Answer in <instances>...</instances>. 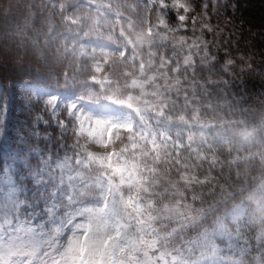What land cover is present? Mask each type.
<instances>
[{
	"label": "rangeland",
	"instance_id": "374dc122",
	"mask_svg": "<svg viewBox=\"0 0 264 264\" xmlns=\"http://www.w3.org/2000/svg\"><path fill=\"white\" fill-rule=\"evenodd\" d=\"M69 1L48 0V8L50 6L51 11L64 14L71 21L73 30L67 34V47L79 57L88 59L93 66L89 80L78 85V89L85 87L90 99L85 100L71 92H59L35 84L8 81L11 98L17 100L19 113L32 121V127L44 131L45 125L42 122L38 125L34 123L37 114L49 121V139H39L47 147L38 146L45 154H50L49 144L58 140L60 145L53 156L55 163L51 181L29 190L26 198V204L30 205L26 206L27 209L34 213L38 211L36 202H39V207H44L43 201L47 200L49 206L46 215L49 218L44 216L43 208L39 216L21 208L16 200L20 194V185L15 183L11 175V171L16 169L15 164H12L13 168L8 164L1 171L0 178L6 188L0 191V209L5 210L3 226L10 238H0V264H117L120 259L132 261L135 256H131L137 249L144 247L145 238L149 241L148 245H151L163 234L173 231L162 226H157L156 232L147 228L149 220L156 214L155 207L152 208L156 202L146 193L147 186L157 191L163 187L164 181V187L167 188H162V192H174L172 186L175 180L167 176L173 172L170 170L175 165L189 171L198 164L192 166L190 160L215 162L217 152L225 146L233 152L231 162L263 159L261 146L262 143L264 145V139L257 129L231 131L202 125L197 129L181 127L171 137L170 128L162 122L167 114L154 111L157 108L166 110L164 107L169 104L168 88L171 86L152 79L156 62L147 59L149 56L142 54L139 47L145 38L158 34L153 33L151 7L154 1L166 3L165 0H125L113 3L115 7L123 5V8L130 11L129 15H120L109 9L105 11L102 7L110 6L108 0ZM139 1L148 6H140ZM1 2L7 5L6 0H0V24L3 25L0 31L1 69L6 77H22L25 69H28L21 62L22 55L14 49L9 50L6 47L8 43L4 41L7 36L10 37V33L12 42L26 34L17 29L13 32L9 30L5 24L8 13L2 11ZM170 4L174 9V6L178 9L190 7L188 0H170ZM9 5L14 9V2ZM18 7L31 12L29 4L21 3ZM163 7L164 4L160 9ZM137 13H141V17L135 15L133 18V14ZM154 16L155 22L164 26L162 22L166 19L161 15V10L155 12ZM135 19L140 22L138 26ZM116 41L123 43L126 52ZM186 44L187 41L181 38L180 45ZM30 45L24 53L31 56L35 63L42 61L43 51L40 52L36 44ZM192 46L193 43H188L187 48ZM131 47L139 51L138 58H131ZM124 52L123 58L114 55ZM169 56L176 59L174 53L165 57ZM140 57H146L148 67L135 66ZM123 59L130 65L114 69L113 65H121ZM110 62L112 65H107ZM23 67L25 71H22ZM9 68L14 69L16 74L11 75ZM121 87L126 92H132L135 87L137 93L134 95L140 97L146 94V98L152 102L153 109L150 105L143 108L139 125L134 123L128 105L116 96L117 89ZM99 95L106 103H101ZM48 99L54 102L52 107L56 108L57 113L55 119L51 115L52 108L46 105ZM135 101L139 104L144 102L143 98ZM38 103L42 105V111L37 114L26 111L32 110L31 107ZM8 109L9 105L6 111H0V116H7ZM58 122L62 135L57 128ZM29 129L20 136L22 141ZM117 134L122 136L112 147H108L114 139L112 136ZM65 135L72 136L73 147H68ZM76 145L79 146L77 152ZM18 153L13 150L9 159L17 161L20 156ZM173 176L177 177V173L173 172ZM182 176H187V173L181 175V180ZM44 188L47 191L41 194ZM249 208L253 210L249 212ZM226 218L233 233L237 230L235 223L249 226L253 218H261L264 222V179L248 198L235 206L230 214H226ZM142 223H146L145 227ZM215 231L207 236L208 243L204 242L206 249L215 237L221 242H225L226 238L227 244L233 243L229 230L219 228ZM219 245L215 243L212 249L201 253L197 264H226L230 259L235 262V256L231 255L229 260L222 256ZM258 245L261 246L259 242ZM251 249L245 251L250 252ZM263 249L260 248L258 252L256 250V264L260 262L259 259L264 263ZM12 255L18 259L11 258Z\"/></svg>",
	"mask_w": 264,
	"mask_h": 264
},
{
	"label": "trees",
	"instance_id": "16d2710c",
	"mask_svg": "<svg viewBox=\"0 0 264 264\" xmlns=\"http://www.w3.org/2000/svg\"><path fill=\"white\" fill-rule=\"evenodd\" d=\"M165 1L166 3L154 1L151 7V25L153 33L158 34L145 38L140 50L146 57L149 56L147 59L156 62L152 79L171 86L168 88L169 104L164 107L165 111L161 109L167 114L162 121L173 126L170 136H175L176 126L186 125L190 129H197L198 126L215 124L226 130L257 129L264 139V0H188L191 11L183 22L178 19V16L184 14L183 9L176 6L174 9L170 0ZM12 2L14 9L9 5ZM1 3L2 11L8 13L5 24L9 30L13 32L17 29L26 34L12 42L10 33V37L7 36L4 41L5 44L8 43L6 47L9 50L14 49L22 55L21 62L28 68L23 67L22 71L26 70L23 76L6 77L0 63V87L4 90L2 98L9 101L7 116H0V131L4 133L0 135V166L4 169L8 164H15L14 173L17 175V163L25 148L20 136L27 133L33 124L30 119L21 116L16 106L17 100L9 97L8 81L67 90L87 82L93 71L88 59L79 58L73 51H68L65 37L72 30V25L64 14L51 11L50 6L48 8V0H6V6ZM21 3L29 4L31 12L19 9ZM163 4L164 7L160 9ZM117 8L129 15L130 11L123 8V5ZM160 10L166 19L162 22L164 26L158 25L154 20L155 12ZM135 15L141 17V13L133 14L132 17ZM135 23L138 26L140 22L136 20ZM2 26L0 24V31ZM157 36L159 39H156ZM181 38L187 41L186 46L180 45ZM31 43L36 44L40 52L43 51L42 61L35 63L31 56L24 53ZM188 43H193L190 49L187 48ZM129 50H133L132 47ZM172 53L176 55V59L165 57ZM146 57H140L135 66L148 67ZM123 61L121 65H113V68L122 69L129 63L127 60ZM107 65L112 64L110 62ZM9 69L11 75L16 74L14 69ZM120 90L122 92L119 96L127 99L130 104L136 103L135 87L132 92H126L122 87ZM77 92L86 97L84 86L77 89ZM141 96L146 98V94ZM31 109L26 111L40 112L41 104L38 103ZM65 139L68 147L74 146L71 135H65ZM115 139L108 147H112L120 138ZM35 142L43 148L47 147L41 140ZM59 145L60 141L54 140L48 145V152L55 156ZM78 148L76 145L75 152ZM261 148L263 159L231 162L233 152L225 146L217 152L215 162L190 160L192 166L194 163L198 164L189 171L175 165L170 171L176 172L177 177L173 176V172L167 176L170 180H175L172 186L174 192H162V188H167L164 187V181L163 187L157 191L147 186L149 191H146L157 202L154 208L156 214L149 220V225L173 230L167 235L168 242L166 239L161 240L157 249L170 252L168 259L178 256L183 262H190L198 253L201 239L205 235L214 232L221 225L232 230L227 223L226 214L230 208L249 197L264 179L263 143ZM13 150H17L20 155L15 162L9 159ZM184 173L187 176H182L181 180ZM5 188L6 185L0 178V191H5ZM16 199L26 207L25 197L19 194ZM4 218L5 210L0 209V238L7 240L10 237L3 226ZM242 226V229L233 233L237 238L232 245L234 249H231L240 252L239 250L252 248L250 254L244 257L241 252L238 253L236 261L239 264H256V253L264 248V222L261 226ZM219 244H222L220 248L225 258L229 259L227 255L231 253L236 254L227 243L219 241ZM259 260L258 264H263L262 259Z\"/></svg>",
	"mask_w": 264,
	"mask_h": 264
},
{
	"label": "snow or ice",
	"instance_id": "6c2138e0",
	"mask_svg": "<svg viewBox=\"0 0 264 264\" xmlns=\"http://www.w3.org/2000/svg\"><path fill=\"white\" fill-rule=\"evenodd\" d=\"M189 11H191V9L189 7H185L183 9L184 14L178 16V19L181 22L185 21L188 18L187 13ZM231 63L232 61L230 60L229 64ZM8 102L9 101L6 98H0V111L7 110ZM53 103L54 102L50 101L49 99L46 101V105L52 108L51 115L55 119L57 113L56 108L52 107ZM40 122L45 125V130L42 132L38 127H31L29 129V133L24 137V151L22 152L17 163V175L15 178V183L20 185V188L22 189L20 195L25 198H27L28 196L29 186H31V188H34L41 185H47L52 179V171L55 163L54 157L51 154H45L35 142L40 138L48 140L50 136V134L47 132V126L49 124V121L43 119L42 116L37 114L34 123L38 125ZM57 128L62 135L63 133L61 132L59 122L57 124ZM3 134L4 133L0 131V135ZM33 138H35V140H33ZM0 171H4L2 166H0ZM45 191H47V188H44L41 194H43V192ZM33 196H35V193H33ZM43 202V211L45 212V214H47V208L49 204L47 200H44ZM25 206L30 207V205ZM35 206L38 209L35 215L38 216L39 211L41 210V208L39 207V202H36Z\"/></svg>",
	"mask_w": 264,
	"mask_h": 264
}]
</instances>
